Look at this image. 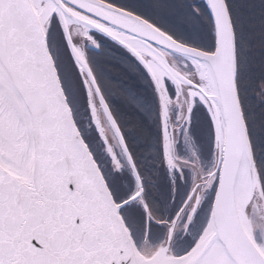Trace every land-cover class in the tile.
<instances>
[{
  "label": "snow or ice",
  "instance_id": "6c2138e0",
  "mask_svg": "<svg viewBox=\"0 0 264 264\" xmlns=\"http://www.w3.org/2000/svg\"><path fill=\"white\" fill-rule=\"evenodd\" d=\"M0 264H264V0H0Z\"/></svg>",
  "mask_w": 264,
  "mask_h": 264
}]
</instances>
